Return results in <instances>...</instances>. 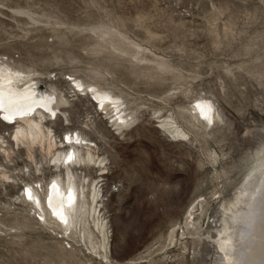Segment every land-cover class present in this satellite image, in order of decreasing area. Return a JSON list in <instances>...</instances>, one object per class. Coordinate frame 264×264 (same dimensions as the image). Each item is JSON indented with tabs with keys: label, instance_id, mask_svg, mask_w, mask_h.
Masks as SVG:
<instances>
[{
	"label": "rangeland",
	"instance_id": "obj_1",
	"mask_svg": "<svg viewBox=\"0 0 264 264\" xmlns=\"http://www.w3.org/2000/svg\"><path fill=\"white\" fill-rule=\"evenodd\" d=\"M10 9L24 10L36 22ZM106 24L118 25L153 52L146 66L166 61L171 68H160L155 75L168 81L155 91L172 89L177 94L170 105L160 103L166 107L163 114L169 115L176 106L190 109L195 99L204 97L214 102L217 118L212 125L204 122L206 128L198 127L191 141L174 143L158 129L155 110L160 104L130 98L131 107L146 105L136 112L137 126L120 136L111 128L114 114L109 118L95 99L86 103L68 95L76 106L67 107L72 126L61 119L44 123L52 126L59 141L65 129L80 128L106 159L99 210L109 233V262L89 255L85 247L89 235L80 239V227L62 233L47 212L20 192L26 184L56 174L36 148L40 173L24 152L10 164L0 159L14 179L0 185V264H218L217 246L209 237L216 236L227 217L220 204L234 199L264 148V0H0V61L38 70L41 75L35 79L41 93L57 81L56 87L66 95L75 77L96 82L92 71L106 75L116 66L88 54L96 37L91 28L99 32ZM123 63L127 72L121 76L133 82L132 62ZM148 67L146 74L151 73ZM172 75H185L186 80ZM137 77V89L145 93L143 78ZM9 123L1 114L0 132L7 137L19 121ZM85 123L90 124L89 131ZM69 146L65 142L61 148ZM26 164L29 168L22 175ZM44 198L41 195L40 200ZM204 198L212 205L205 212L201 207L195 211L199 220L195 229L190 223V235V213ZM31 203L42 216L31 212ZM203 222L210 235L196 231Z\"/></svg>",
	"mask_w": 264,
	"mask_h": 264
},
{
	"label": "bare ground",
	"instance_id": "obj_2",
	"mask_svg": "<svg viewBox=\"0 0 264 264\" xmlns=\"http://www.w3.org/2000/svg\"><path fill=\"white\" fill-rule=\"evenodd\" d=\"M10 11L36 22L35 17L24 10L10 9ZM214 16H216L215 13ZM226 26L225 28H227ZM118 27V25L116 27L106 24L102 28L99 27V32L97 30L96 32V28L92 27L94 30L92 28L91 30L94 31L93 34L96 37L92 38L94 45L92 50H89L90 53L88 52L93 56H102V59L106 61H113L116 66L109 67L110 72H105L106 75L92 71L96 77V82L88 81L83 77H75L65 89L66 95L56 87L57 81L50 82L47 91L41 93L38 89V80L35 79L36 76L41 75L38 70H29L30 67H25L19 62L11 65L0 61V115L3 114L4 119L10 122L9 124L19 121L18 126L8 137L0 132L1 161L10 164L13 162L14 156L24 152L35 173H40V162L35 154L36 148H38L39 154H41L48 167L55 169L56 174L52 175L47 181L38 179L31 184H26L20 192L23 191L24 197L31 199L38 208L41 207L44 213L47 212L51 219L50 223L63 230L62 233L66 234L72 228L80 227L78 233L80 239L85 238L86 234L89 235L88 241H85L87 252L90 256H95L103 262H109V233L107 223L99 210L101 204L99 200L101 190L99 187L101 181H104L100 177H104L108 173L106 159H102L98 155L97 145L87 140V135L80 128L65 129L63 132L64 138L59 141L52 126L44 122L48 121V118L54 120V122L61 119L72 126L73 121L68 115L67 107L74 108L76 106H73L72 101L68 99L70 98L68 95L71 94L74 100L77 98V100L86 103H94L93 99H95L98 103L96 107L99 106L107 112L109 118L114 114L111 117V119H114L111 128H114L120 136H124L137 126L136 112L142 105H146L142 103L136 107H131L134 101L132 102L130 98H135L136 101L137 99L146 100L153 104L161 103L166 106L171 104V101L177 95L176 92H173L172 89L155 91L158 87L166 86V82H168L161 80L162 77L155 78V75L160 68L170 71L169 65L165 63L166 61H157L156 67L146 66L144 63L150 61L148 56L153 55V52L133 41L123 32L124 30L122 31ZM210 32L212 31L210 30ZM223 36L226 35L223 34ZM154 37L155 35L151 37L152 40ZM126 59L132 62L133 65V69L130 71L133 82H126L125 78L121 76L123 75L122 72H127L123 63ZM147 67L151 72L149 74L144 72ZM188 72H192V70ZM47 75L50 77L52 73ZM137 75L143 78L140 84L148 90L145 93H140L137 89L139 79ZM182 76L175 75L173 77L178 80L182 78L186 80V76ZM143 94H146L145 97L142 96ZM193 103L190 109L176 106L171 109L169 115L163 114L166 107H161V104L159 109L155 110V114H159L158 129L166 133L172 139V142L186 143V141H191L190 135L195 134V131L199 129L198 127L203 126L206 128L205 123L212 125L211 123L217 118L215 104L212 100L199 97ZM209 107L211 112H208ZM95 110L98 114L97 108ZM174 110H177V112L175 113ZM205 114L208 118H205ZM60 116H63L65 120ZM209 118L211 123H209ZM202 119L205 120L202 122ZM1 123L6 126L5 121H1ZM85 126L89 131L90 124L85 123ZM64 139L70 146L61 148L65 144ZM258 156L256 166L246 176L234 199L220 204L221 213H223V216L227 215V217L220 224V227H217L216 236L209 237L216 243L219 255L218 264H264V148L260 152L258 151ZM213 159L216 160L214 157ZM26 168H29V164H26L20 170L22 175H25ZM5 170L6 167L0 163V185L2 186L14 182V179ZM27 172L29 171L27 170ZM94 172L97 176H93ZM41 195L45 197L43 201L40 200ZM34 204L31 203L30 207L31 212L34 211L36 215L39 212ZM211 205L212 201H207L204 198L193 207L189 217V220L192 218V221H187L190 235H192L190 225L192 224L195 229L199 220L194 217L195 211L201 207L202 211L205 212ZM39 214L42 216L41 213ZM52 216L55 220H52ZM45 221L47 222V219ZM204 228L205 222L202 225L200 224L196 231L202 232V236L210 235V230L207 228L204 231Z\"/></svg>",
	"mask_w": 264,
	"mask_h": 264
},
{
	"label": "snow or ice",
	"instance_id": "obj_3",
	"mask_svg": "<svg viewBox=\"0 0 264 264\" xmlns=\"http://www.w3.org/2000/svg\"><path fill=\"white\" fill-rule=\"evenodd\" d=\"M198 107H200V106L198 105ZM208 112H211V108L210 107L208 109ZM205 118H208L207 114H205ZM209 123H211V119L210 118H209ZM69 159H71V157H69Z\"/></svg>",
	"mask_w": 264,
	"mask_h": 264
}]
</instances>
